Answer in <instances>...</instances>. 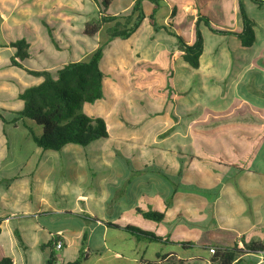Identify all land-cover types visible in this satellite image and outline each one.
<instances>
[{"label":"crops","instance_id":"crops-1","mask_svg":"<svg viewBox=\"0 0 264 264\" xmlns=\"http://www.w3.org/2000/svg\"><path fill=\"white\" fill-rule=\"evenodd\" d=\"M133 3L112 0L106 13L125 14ZM239 5L254 32L249 47L237 36L243 32ZM142 6L146 17L155 14L158 25H172L188 45L195 42V23L202 19L198 24L203 38L199 67L187 66L176 40L162 29L155 31L145 18L128 39L112 40L103 49L102 59L108 49L113 51V61L107 59L102 65L101 59L100 69L106 75L102 79V99L114 103H96L85 114L102 118L108 137L85 147L67 145L60 151H47L33 142L31 132L21 121H15V113L23 106L19 94L41 81V77L26 70L55 71L92 53L103 35L89 37L83 29L87 22L98 19L99 0H0V232L14 215L7 206L11 194L16 195L11 205H20L26 191L24 202L37 197L40 215L74 216L76 224L39 225L48 233L44 245L52 237H59L62 248L55 255L60 264L77 259L62 254L68 246L67 233L79 236L75 233L97 232L103 237L112 231L120 233L115 239L121 233L132 236L109 224L133 225L156 233L162 240L145 238L144 245L120 251L109 250L103 240L91 248L87 235L79 256L81 264L92 254L97 257L95 263L100 262L104 251H110L113 259L127 258L130 264H211L210 248L231 247L234 243L241 248L242 238L264 243V0H167V7L157 10L144 1ZM205 20L219 32L208 28ZM20 39L29 45V56L23 62L15 58L16 50L9 45ZM118 40L129 41L130 46ZM117 49L123 50L125 58L118 57ZM30 56L38 64L26 68ZM12 59L22 68L13 65ZM152 67L160 68L161 76H153ZM115 77L122 79L128 89L125 99L118 97ZM154 84L164 85V102L154 98ZM171 89L183 94L198 89L202 99L185 106L184 96ZM133 96H143L150 106L162 105L155 108L154 116H149L141 105L131 103ZM174 99L178 100L177 107ZM121 102L124 107L119 106ZM180 102L183 108L198 106L202 112L186 130L176 128L164 139V132L173 126L170 115L179 114ZM210 121L213 123L206 127ZM172 136L180 137V143H171ZM185 136H189L190 143H185ZM188 147L198 159L189 169L185 168L186 159L167 158L175 168L171 178L179 193L168 205L172 187L164 179L163 153H184ZM250 151L254 154L246 168ZM223 157L234 166L218 167L217 161ZM204 162L214 164L218 171ZM60 167L67 172H56ZM89 178L93 179V189L82 194L77 186ZM48 190H58L62 198L72 197L89 208L78 212L58 209ZM54 209L57 213L52 212ZM138 210L157 211L166 218L159 223L149 221ZM8 232V251L0 239V259L8 257L12 264H27V243L20 231L13 228ZM51 249L46 248L48 256ZM242 264H264V252L245 254Z\"/></svg>","mask_w":264,"mask_h":264},{"label":"trees","instance_id":"trees-1","mask_svg":"<svg viewBox=\"0 0 264 264\" xmlns=\"http://www.w3.org/2000/svg\"><path fill=\"white\" fill-rule=\"evenodd\" d=\"M144 1L154 5L156 10L160 7H167V0H134L128 12L112 16L106 13L112 0H99L100 12L98 19L90 20L83 29V33L89 37L100 35L101 33L103 35V39H100V45L92 53L80 61L63 65L55 71L26 70L34 76L41 77V81L35 86L25 88L19 94L23 106L15 113V121H21L24 127L31 132L33 142L41 150L60 151L67 145L85 147L97 140L108 137L105 121L100 117H90L83 113L81 109L84 104H93L103 97V73L100 69V64L104 46L115 39H128L140 27L145 18L148 19L155 31L162 29L167 35L176 40L179 50L183 53L182 60L187 66L192 69L199 67L200 56L203 52V38L198 24L202 19L198 18L195 23V42L192 45H188L180 35L176 34L172 25H158L155 14H150L146 17L142 6ZM239 11L243 23V32L237 34V36L245 47H249L254 41V32L241 5H239ZM204 24L212 31L219 32L215 31L207 20L204 21ZM9 45L16 50L15 58L21 62L28 58L27 50L29 45L24 39L11 42ZM11 63L22 68L15 59H12ZM201 112L200 107L197 106L195 108H181L179 114H171L173 126L164 132V139L169 137L176 128H181L182 131L186 130L188 124ZM251 121L254 122L255 120ZM190 142L189 136H185V143L188 144ZM209 152L206 149V154L209 155ZM253 154V151L249 152V162L246 164V168L250 166V158ZM167 158L186 159L188 161L185 167L186 170L191 167L193 160L198 159L193 156V152L189 147L187 152L184 153L170 150L164 152V179L172 187V195L166 202L170 205L179 193L177 183L171 178L172 175L176 174L175 168L167 163ZM203 164L207 167L211 166L212 170L215 171H218V167L221 166H234L233 162H229L224 157L218 159V167L207 162ZM138 212L144 219L153 222L159 223L166 218L165 214L157 211L144 212L138 210ZM109 225L113 228L123 229L131 235L147 238L152 242L162 240L156 233L143 231L133 225ZM86 238L87 235L83 234L82 246L85 245ZM58 240L59 237L54 236L48 244L43 245V248L52 247L45 264H55V244ZM240 242L242 243L241 248L238 247L237 243H234L231 247H216L210 259L211 264H242V257L245 254L264 252V243L262 241H248L242 238ZM0 264H12V260L4 257L0 259ZM62 264H81V257L72 262Z\"/></svg>","mask_w":264,"mask_h":264},{"label":"rangeland","instance_id":"rangeland-1","mask_svg":"<svg viewBox=\"0 0 264 264\" xmlns=\"http://www.w3.org/2000/svg\"><path fill=\"white\" fill-rule=\"evenodd\" d=\"M142 32H139L138 35H142ZM117 43H123V44H127L128 46H130L129 41H116ZM111 52V53H110ZM113 51L112 50H106V53L103 56V61H102V65L103 62L105 60H112L111 55H112ZM118 57L120 58H125V54L123 52V50L121 49H117L116 51ZM113 61V60H112ZM157 63V62H156ZM38 63H35V58L34 56H30L29 57V61L26 62L24 64V66L26 68H30L33 67L35 65H37ZM104 71V70H103ZM152 72H154L153 76L159 75L161 76V71L160 68L158 67H152ZM164 74V73H163ZM104 76H106L105 74H103ZM112 77V75H109ZM118 77V76H117ZM29 80H36V79H31L28 78ZM113 79V77H112ZM116 79V92L119 93L120 95L118 97L125 99L124 95L128 94L127 93V88L123 85V80L122 79ZM162 77L161 80L162 81ZM35 82V81H34ZM157 83V82H155ZM153 95L154 98H157V100H160V102H164V85H157L154 84L153 85ZM173 90L174 94H178V96H180L181 98H183L184 96V100H185V106H192L194 103L193 102H200L202 99V95L199 93L198 89H191L189 91H186L184 94L180 91H177L176 89H171ZM179 92V93H177ZM194 93H196V95L198 96V98L194 95ZM157 95H163L162 97H159ZM131 98V103H134L136 105H141V107L145 108L147 115L149 116H154V110L155 108H159L161 107V103H157L153 104V106H150V104L148 103L147 100L144 99V97H137V96H133L130 97ZM129 100V99H128ZM189 100V101H188ZM104 103V105L108 106V105H113L114 102L109 101L107 99H101L99 102H95L92 105H88V104H84L82 106L81 111L86 113L87 111L90 110V108L94 105H96V103ZM177 99H174L173 103H175V107H177ZM155 103V102H154ZM121 105H119L120 107H124L123 106V102L120 103ZM181 105V106H180ZM179 105V110L181 108H183L184 106L182 105V103L180 102ZM85 106V108H84ZM160 109V108H159ZM211 122V121H210ZM208 123L207 126L211 123ZM127 125L130 126V124L127 122ZM162 138H164V136H162ZM170 142L171 143H180V137L178 136H172L170 138ZM88 148V147H87ZM134 148V147H133ZM137 157L140 158V154L138 152V149H135ZM153 155V154H152ZM164 155V153H163ZM154 156V155H153ZM155 157V156H154ZM56 172H60L61 170L65 171V173L67 172L65 169V167H60V168H56L55 169ZM93 179H87L86 181H83V183L81 185H78L77 187L80 189L82 194H86L88 191H91L93 189ZM55 187V185L51 186ZM35 191V189H34ZM49 192H51V194L53 195V197H55L54 199H56L55 202V206L60 209V208H66V212L67 209L68 210H73L78 212L81 209H88L89 207L87 206V204H81L78 203L77 201H75L74 198L72 197H67L66 199L62 198L60 196L59 191H52V190H48ZM47 191V192H48ZM15 192V191H14ZM13 192V193H14ZM48 192V193H49ZM16 193V192H15ZM36 192H34L35 194ZM26 191L23 193V195L20 197V205H11L13 200L16 198L14 195H9L7 197V202L9 208H12V212L14 213L13 216H10L11 218V222L8 225L3 224L1 226V232H0V239L4 242L5 244V250L8 251L9 248V232L8 230H11L13 228H17L20 231V235H21V239L27 243V250L26 252H24V258L27 259V264H45V262L48 259V255L46 253V248H43V245L46 243V240L48 239V233L43 232L39 229V225L41 224H56V225H60L63 226L66 223H70V224H76L77 218H75L74 216H70V215H51V216H43L40 215V213L37 211V206H38V199L37 197H30L29 200H27L26 202L25 199L28 198L26 197ZM46 197H49L48 195H44ZM15 202V201H14ZM10 209H6L7 212H9ZM45 211V209L43 210ZM51 212V211H50ZM52 212L57 213V211L54 209L52 210ZM75 213V212H72ZM141 220V219H139ZM142 221V220H141ZM150 223V222H148ZM153 229V228H152ZM74 233H67V235H65V241L68 242V246L62 251V254H65L67 256V258L69 259H75L78 258L79 256H81L82 253V247L81 246V238L83 234L88 235V246H91V248L95 245H99L102 240L104 241L105 247L109 248V250H116L119 249L121 250H127V249H131L132 245H144L145 243V238L143 237H138L135 235H127L125 233H121V237L118 239H115V234L117 237H119L120 233H115L112 231H109L108 233H105L103 235V237L101 236V233H87V232H82V233H75L76 235L79 234V236H70ZM74 237V238H73ZM87 239V238H86ZM105 239V240H104ZM90 244V245H89ZM94 252V250H92ZM85 253V252H83ZM124 256H126L125 253H122ZM97 259V257L92 254L91 256H89L88 261H83L82 264H130L129 261H125V260H117V259H113V254L109 251H104L102 253L101 256V261L95 263V260ZM129 260V259H128ZM143 264V263H141Z\"/></svg>","mask_w":264,"mask_h":264},{"label":"built area","instance_id":"built-area-1","mask_svg":"<svg viewBox=\"0 0 264 264\" xmlns=\"http://www.w3.org/2000/svg\"><path fill=\"white\" fill-rule=\"evenodd\" d=\"M61 248H62V243L60 241H57L56 244H55V251H59V250H61ZM208 251H209L210 254H214V249L213 248H210ZM55 259H56L55 264H60L58 262V260H57L56 255H55ZM136 264H141V262H137Z\"/></svg>","mask_w":264,"mask_h":264}]
</instances>
